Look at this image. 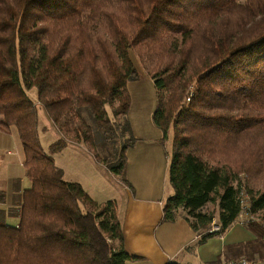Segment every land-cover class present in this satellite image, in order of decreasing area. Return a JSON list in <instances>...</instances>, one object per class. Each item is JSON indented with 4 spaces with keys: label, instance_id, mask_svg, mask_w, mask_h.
I'll return each mask as SVG.
<instances>
[{
    "label": "trees",
    "instance_id": "obj_1",
    "mask_svg": "<svg viewBox=\"0 0 264 264\" xmlns=\"http://www.w3.org/2000/svg\"><path fill=\"white\" fill-rule=\"evenodd\" d=\"M135 48L158 92L154 122L174 129L165 221L182 213L205 241L239 220L245 194L264 217V190L249 184L264 175V0H0V129L17 130L31 184L20 224L0 216V264L134 259L117 203L65 181L54 155L85 144L131 186ZM38 107L61 134L49 153ZM248 225L264 240L263 224Z\"/></svg>",
    "mask_w": 264,
    "mask_h": 264
},
{
    "label": "crops",
    "instance_id": "obj_2",
    "mask_svg": "<svg viewBox=\"0 0 264 264\" xmlns=\"http://www.w3.org/2000/svg\"><path fill=\"white\" fill-rule=\"evenodd\" d=\"M137 138L132 148L135 152L129 157L132 167L127 170V180L136 193L126 186L124 205L117 202L125 248L134 257L128 264H224L241 258L264 261V240L259 230L248 223L237 221L226 233L204 241L183 216L165 221L164 205L174 191L167 185L170 160L162 156L160 129L146 126ZM14 141L17 138L12 132L0 129V194L5 195L0 201V216L5 214L6 224L17 227L18 197L31 184L26 176L22 143L17 147ZM104 202L107 201L99 203Z\"/></svg>",
    "mask_w": 264,
    "mask_h": 264
},
{
    "label": "rangeland",
    "instance_id": "obj_3",
    "mask_svg": "<svg viewBox=\"0 0 264 264\" xmlns=\"http://www.w3.org/2000/svg\"><path fill=\"white\" fill-rule=\"evenodd\" d=\"M139 54V48H135L130 52L131 59L140 73V78L138 80L129 83L132 104L127 119H129L132 124L133 137L135 139L143 135L146 126L153 129L155 128V130L158 128L154 122V113L159 104L158 92L154 80L150 77ZM31 96L36 100V93H31ZM38 118L42 146L45 152L49 153L50 145L59 140L61 134L49 119L46 111L41 107H38ZM160 132L163 146L162 156L164 160L171 161L174 129L171 127L166 137L161 130ZM12 134L17 138V141H14L15 146L19 147L20 139L15 128L12 129ZM134 152V149H130L127 152V157L129 158L132 156ZM54 159L56 165L66 171L64 175L65 181L82 184L84 189L93 193L94 198L99 202L114 200L116 203L119 201V204L123 203L124 205L125 196L127 195L126 190L130 189L132 193H136L132 185L127 186L126 189V184L123 183L122 177L115 178L103 164L96 160L85 144L69 145L62 152L55 154ZM127 162V170L130 171L132 167L130 158ZM243 176L248 181L249 176L245 174H243ZM125 178L127 179V173ZM250 178V186L255 190H264V175ZM167 185L171 186L169 179ZM210 209L218 212V207L215 205H210ZM248 210L249 198L245 194L244 213L239 218L238 222L242 221L243 224L260 222L264 227V217L259 214H250Z\"/></svg>",
    "mask_w": 264,
    "mask_h": 264
},
{
    "label": "built area",
    "instance_id": "obj_4",
    "mask_svg": "<svg viewBox=\"0 0 264 264\" xmlns=\"http://www.w3.org/2000/svg\"><path fill=\"white\" fill-rule=\"evenodd\" d=\"M219 231H220L219 226L215 224L213 226L212 232H219ZM224 264H264V261H256V260H250V259H247V258H241V259H238V260L227 261Z\"/></svg>",
    "mask_w": 264,
    "mask_h": 264
},
{
    "label": "bare ground",
    "instance_id": "obj_5",
    "mask_svg": "<svg viewBox=\"0 0 264 264\" xmlns=\"http://www.w3.org/2000/svg\"><path fill=\"white\" fill-rule=\"evenodd\" d=\"M243 213H244V212H243ZM243 213H242V214H243ZM242 214H241V215H242Z\"/></svg>",
    "mask_w": 264,
    "mask_h": 264
}]
</instances>
